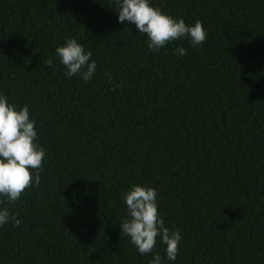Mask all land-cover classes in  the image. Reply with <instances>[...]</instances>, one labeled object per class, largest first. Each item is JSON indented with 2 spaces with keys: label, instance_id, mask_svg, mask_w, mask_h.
Wrapping results in <instances>:
<instances>
[{
  "label": "trees",
  "instance_id": "trees-1",
  "mask_svg": "<svg viewBox=\"0 0 264 264\" xmlns=\"http://www.w3.org/2000/svg\"><path fill=\"white\" fill-rule=\"evenodd\" d=\"M151 3L206 41L152 52L110 0H0V92L46 148L40 184L8 205L21 225L0 228V264H149L121 235L133 184L181 232L175 264H264V0ZM70 38L97 63L87 83L55 56Z\"/></svg>",
  "mask_w": 264,
  "mask_h": 264
},
{
  "label": "clouds",
  "instance_id": "clouds-1",
  "mask_svg": "<svg viewBox=\"0 0 264 264\" xmlns=\"http://www.w3.org/2000/svg\"><path fill=\"white\" fill-rule=\"evenodd\" d=\"M116 9L117 22L135 25L136 30L147 37L146 46L159 52L178 40L187 39L193 46L202 45L207 31L197 20L186 24L183 18H173L151 0H110ZM174 55H186L184 47L174 49ZM55 56L63 66L65 78L74 76L84 82L97 74V63L93 53L76 39H67L55 49ZM52 60L48 64L52 65ZM37 121L31 116L29 107L17 108L14 102L0 92V228L11 223L19 228L18 214L10 212L8 205L20 200L25 190L40 184L42 161L46 148L38 142ZM158 192L153 187L131 185L123 194L126 215L119 221L121 235L140 255L151 253L149 264H175L182 240L181 232L169 230L158 212ZM163 246L164 257L155 251L157 244Z\"/></svg>",
  "mask_w": 264,
  "mask_h": 264
}]
</instances>
